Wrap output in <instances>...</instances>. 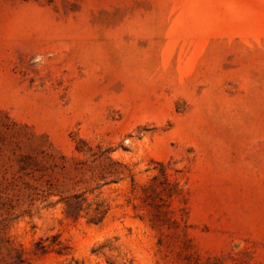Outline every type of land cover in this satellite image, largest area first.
I'll use <instances>...</instances> for the list:
<instances>
[{
    "label": "rangeland",
    "instance_id": "obj_1",
    "mask_svg": "<svg viewBox=\"0 0 264 264\" xmlns=\"http://www.w3.org/2000/svg\"><path fill=\"white\" fill-rule=\"evenodd\" d=\"M0 264H264V0H0Z\"/></svg>",
    "mask_w": 264,
    "mask_h": 264
}]
</instances>
